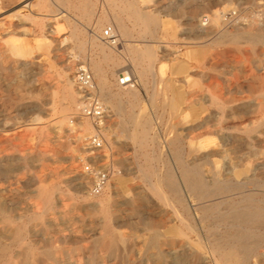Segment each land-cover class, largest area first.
<instances>
[{"label":"rangeland","instance_id":"374dc122","mask_svg":"<svg viewBox=\"0 0 264 264\" xmlns=\"http://www.w3.org/2000/svg\"><path fill=\"white\" fill-rule=\"evenodd\" d=\"M236 1L55 0L52 5L51 0H0V264H219L213 258V242L234 236L240 228L249 231L251 241L259 238L262 242L249 254L247 264H264L263 225L254 223L243 228L228 217L219 218L222 206L221 212L204 217L195 209L196 230L190 229L165 200L154 194L138 170L143 162L137 146L140 120H149L155 132L151 131V136L156 137L157 145L149 140L145 152L161 157L152 160L161 173L164 164L174 168L166 138L171 112L178 121L192 123L207 104L216 115L213 119L221 118L222 126L234 137L252 134L246 131L252 114L229 115L227 106L219 110L212 102L218 88L223 89L220 103L250 95L247 61L230 42L246 39L247 20L252 10L259 8H251L250 1ZM132 7L156 18L157 24L151 26L153 36H143L141 22L121 11ZM191 10L195 11L193 18L189 16ZM219 10L225 16L213 19V12ZM117 16L128 31L123 35L117 29V44H138L137 48L150 44L153 48L144 76L135 73V62L124 53L116 55L119 64L104 61L103 53L92 42L104 28L116 29ZM212 30L215 32L210 33ZM223 32L227 40L220 43L218 35ZM239 47L248 45L243 41ZM93 61L104 71L107 86L116 96H101ZM68 65L72 66L69 78L76 105L67 95L69 85L64 73ZM81 66L91 73L96 94L106 109L102 122L87 119L105 139V148L95 156L85 145V138L93 133L79 130L75 123L85 119L75 82ZM123 72L134 78L132 88L139 90L137 97L125 96L126 89L117 83ZM178 129L184 134L180 126ZM78 134L82 135L84 151L72 138ZM254 141L258 140L252 141V149L257 146ZM67 142L70 148L65 149L62 146ZM27 143L29 147L25 148ZM70 154L85 158L81 170L88 163L112 172L105 191L110 197L114 190L118 193L117 209L110 219L117 237L112 251L98 244L102 219L89 210L98 199L90 195L89 183L88 200L78 198ZM39 184L53 190L48 209L33 195ZM250 188L254 192L262 190L261 181L255 180ZM134 201L137 209L132 207ZM156 230L162 256L147 243ZM50 244L62 254L53 261L42 260L36 250L51 248ZM223 253L221 264H241L240 250L225 247Z\"/></svg>","mask_w":264,"mask_h":264},{"label":"bare ground","instance_id":"6f19581e","mask_svg":"<svg viewBox=\"0 0 264 264\" xmlns=\"http://www.w3.org/2000/svg\"><path fill=\"white\" fill-rule=\"evenodd\" d=\"M237 1H250L251 8L256 6L259 8L258 10H252L251 18L247 20L248 29L244 35V38L246 39H243V41L247 43L248 47L245 49H240L239 44L243 42L240 39H231L230 42L236 52H242L244 54L245 60L247 61L246 68L249 71L248 80L250 85V95L247 97L240 96L235 99L232 98L230 101H225L226 104L220 103L219 100L222 98L223 89L221 90L218 88L214 92V95H212V102L219 110H222L225 106H227L229 115L252 114L253 120L246 129L248 133L251 132L252 134L247 135V137H234L231 133L227 132V128L222 126L221 118H218L217 116L218 119L216 121L213 119L214 114L209 110L207 104L204 103L200 109L201 114L199 115L198 119L192 123L186 124L178 121L176 119L175 113L171 112L167 122L168 134L166 138L170 148L172 149L174 168H170L164 164L165 168H163L164 171L161 173L157 170L158 168L154 167V164L152 163L153 159L160 160L161 157L154 155L156 152L151 153L152 155L145 152V147H147L149 140L156 144V137L151 136L153 133H155L151 130V122L149 120H140V122H138L139 124H137L139 125L138 128L140 130L138 135L136 134L137 146L143 157V162L138 167L139 172L141 173L142 177L148 181L150 185L149 187L152 188L151 190L154 191V194L162 200H165L168 205L172 207L174 214L180 219V221H182L188 228L193 230H196L195 220L197 215L195 214V209L199 211V214H202V217H204L213 212H221L220 209L222 206H224V211H222V213L217 216L219 218H222L223 216L228 217L233 223L243 225V228H249L252 226V224L254 225V223L264 226V2H261L262 0L260 2L259 0ZM51 3L52 5L55 4V0H51ZM220 10L219 12H213V19H223L225 13L220 12ZM121 11H126L130 17L137 18L141 22V25L144 27L141 31L143 36H153L154 32L151 29V26L157 24V20L152 14L137 11L133 7L126 9L123 8ZM193 14H195V11L191 10L189 16L192 17ZM116 18L118 19L116 29L115 27L113 28L110 26L113 34H116V32L119 30L123 35H127L128 31L125 29V25L121 22V17L117 16ZM205 21H207V19L203 18V22ZM197 30L199 31V29ZM211 32H215V30L210 31V33ZM102 33L100 35L94 34L97 36V39H92V42L103 53L104 61L112 65L119 64L120 59L116 55H122V53H124L125 55L129 56V58L132 60V63L135 62V73L139 74L140 76H144V74L148 72L149 64L147 61L151 60L152 56L154 55L153 48L150 44H143L142 48L135 47L138 44L135 46L126 45L122 42H119L118 44H111L107 43L103 39ZM218 36V42H226L227 33L223 32ZM142 41L144 43L146 42L144 40ZM79 47L82 48L81 45H79ZM71 65L65 67L64 75L66 77L67 84L69 85L67 88V95L70 99V103L72 105H76L75 90L71 86L69 78V74L71 73L70 71L72 69ZM93 65L95 70V82L101 93V96L105 94L108 96H116L109 90V87L106 83L105 73L102 68L96 61H93ZM124 73L129 74L126 72ZM235 84L236 86L239 85L237 81ZM123 87L126 89V92L124 93L125 96L129 98H135L139 95V90H135L132 88V86ZM80 108L81 102L79 105V109ZM84 118L85 119L83 121L75 122L77 127H79L78 129L86 131L90 134L94 133L96 129L87 120L89 118ZM179 126L184 131V134L182 135L180 132H178ZM198 130L200 132L193 135V133ZM100 131L101 130H99V132ZM151 131L153 132L152 134ZM81 137L82 135L78 134L73 135L72 138L74 142L77 143L78 149H82L84 151L86 147L82 143L83 139ZM260 137L261 140H259ZM255 139L258 140L254 141L257 142V146L252 149V141ZM26 145L27 146L25 148H28V143ZM62 147L65 149L70 148L69 142L63 144ZM95 155H97V153H94L91 156ZM68 158L72 161L71 168L72 172H74L73 177H75V180L77 181L75 184L78 198L80 201L85 202L88 200L89 196L87 194L86 187L87 183H89V179L91 178L87 173H85L84 167L83 170H81V162L82 160L84 161L85 158L82 159V156H74L71 154L68 156ZM255 180L261 181L262 190L258 192H254L250 188ZM109 182L106 184L105 188L100 194L92 195L90 193L92 196H97L98 199L94 205L89 206V210H91L93 214L100 215L102 219L101 227L103 229V233L100 235V239H98V244H102L106 249L112 251V247L117 242V237L113 233L110 219L117 209V203L115 199L118 196V193L116 190H114L113 196H106L105 191L106 189L108 190ZM52 193L53 190L51 188H46L42 184H39L34 190L33 195L41 200L44 209H48L52 202ZM193 205L196 206L193 208ZM132 207L134 209L138 208L135 206V201L133 202ZM38 217L39 215H37V218ZM148 227L152 226L149 225ZM155 227L157 228L158 225L155 224ZM225 236L226 235L224 234V237ZM250 236L251 234L249 231H246L245 228H240L236 230L235 235L232 237H219L217 239L214 238L215 241L213 242L212 246V249L216 254L213 257L214 260L221 264L225 258L223 253L224 249L227 247L231 251L240 250L243 253L241 264H247L249 254L252 251L258 250L262 244L261 240H258L259 238H254L257 240L252 239L251 241ZM147 240L149 247L156 249L155 254L162 256V252L158 247L161 242L159 241L160 239L158 231L156 230L151 233ZM49 246H51V244ZM36 251V255L40 253L41 259L43 258L42 260L45 261L58 259L62 254L60 249L53 248L52 246L51 248L37 249ZM32 255L33 259H35L33 252ZM204 257H202V259ZM195 259L198 261L200 258L195 256Z\"/></svg>","mask_w":264,"mask_h":264},{"label":"built area","instance_id":"2783aa9c","mask_svg":"<svg viewBox=\"0 0 264 264\" xmlns=\"http://www.w3.org/2000/svg\"><path fill=\"white\" fill-rule=\"evenodd\" d=\"M103 39L107 43L117 44V36L113 34L111 28L108 26L104 28L102 33ZM75 82L79 88L81 95V115L100 123L105 116V106L99 96L96 94V87L91 73L86 67H79L75 73ZM117 83L120 86H133L134 78L131 74L124 72L118 78ZM85 145L89 154L92 155L103 150L106 146L104 138L99 130L85 138ZM84 171L91 178L89 179L90 193L97 195L100 194L105 188L106 184L110 181L112 172L107 169H97L90 164H85Z\"/></svg>","mask_w":264,"mask_h":264}]
</instances>
